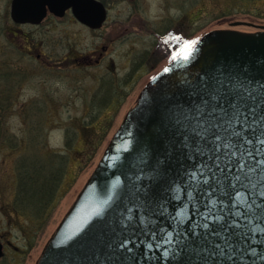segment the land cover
<instances>
[{
  "label": "water",
  "instance_id": "obj_1",
  "mask_svg": "<svg viewBox=\"0 0 264 264\" xmlns=\"http://www.w3.org/2000/svg\"><path fill=\"white\" fill-rule=\"evenodd\" d=\"M24 2L20 22L107 18ZM38 264H264V30H210L151 79Z\"/></svg>",
  "mask_w": 264,
  "mask_h": 264
},
{
  "label": "rangeland",
  "instance_id": "obj_2",
  "mask_svg": "<svg viewBox=\"0 0 264 264\" xmlns=\"http://www.w3.org/2000/svg\"><path fill=\"white\" fill-rule=\"evenodd\" d=\"M103 1L108 20L90 30L70 14L19 25L0 0V264L37 263L159 70L210 30H264V0ZM32 161L56 170L52 195L26 198Z\"/></svg>",
  "mask_w": 264,
  "mask_h": 264
},
{
  "label": "trees",
  "instance_id": "obj_3",
  "mask_svg": "<svg viewBox=\"0 0 264 264\" xmlns=\"http://www.w3.org/2000/svg\"><path fill=\"white\" fill-rule=\"evenodd\" d=\"M33 168H29L26 165L24 166L26 169L23 171L22 175V183L21 187L22 190L26 191L27 199H33L36 198L37 200L39 198V194L43 193L46 194L51 192V195L54 192L53 186L56 187V170H49V172H45L43 175H37L41 174L39 171V165L38 162L32 161ZM39 178H42V183H40ZM53 185V186H52ZM45 190V191H44ZM33 192V193H32Z\"/></svg>",
  "mask_w": 264,
  "mask_h": 264
},
{
  "label": "flooded vegetation",
  "instance_id": "obj_4",
  "mask_svg": "<svg viewBox=\"0 0 264 264\" xmlns=\"http://www.w3.org/2000/svg\"><path fill=\"white\" fill-rule=\"evenodd\" d=\"M5 1H6V2L8 3V5L10 6V16H11L12 20H13L15 23L19 24V25H34V26H40V25L43 24V22H44L45 20H47V19H49V18H52L54 21L58 22V20H61V19H63L65 16H67V14H70V15H72V19H73V20H76V21L79 22L81 25L87 27V28L90 29V30H98V29H96V28L90 27L89 25H86V24L82 23V22L76 17V15H75L74 12H73V9H71V8L68 9V10L66 11L65 15H63V16H58L57 14H55V13L51 12L50 10H48V11H47V15H46V17H45L40 23H37V24H35V23H31V22H20V21H17V19L15 18V15H14V13H13L14 6H16V0H5ZM100 1H102L103 4L105 5V7L107 8L108 17H109V8H108V6L106 5V3H105L103 0H100ZM24 3H25L24 0H17V6H18V4H19V5H23ZM108 17H107V20H108ZM52 19H51V20H52ZM130 20H131V19H130ZM106 22H107V21H106ZM106 22L103 24L102 27L105 26ZM130 22H131V21H130ZM131 23H132V22H131ZM132 25L134 26V22L132 23ZM102 27H101V28H102ZM101 28H99V29H101ZM164 37H165V36H164ZM165 38H168V36H166ZM163 45H164V47L166 46L165 44H163ZM167 45L169 46V44H167ZM168 49L170 50V47H168ZM42 215H44V214H41V216H42ZM41 216H40V219H42V220L46 218V215H44L43 217H41ZM0 242H1V244H2V251H3L2 256H0V260H1V259L5 258V255H6L5 250H6V246H7V244H5V243L3 242L1 235H0ZM38 260H39V259H38ZM37 262H38V261H37ZM36 264H37V263H36Z\"/></svg>",
  "mask_w": 264,
  "mask_h": 264
},
{
  "label": "snow or ice",
  "instance_id": "obj_5",
  "mask_svg": "<svg viewBox=\"0 0 264 264\" xmlns=\"http://www.w3.org/2000/svg\"><path fill=\"white\" fill-rule=\"evenodd\" d=\"M235 153H233V155H234Z\"/></svg>",
  "mask_w": 264,
  "mask_h": 264
}]
</instances>
